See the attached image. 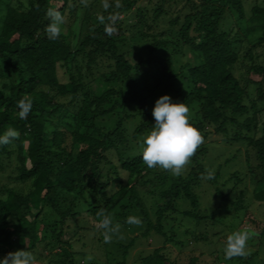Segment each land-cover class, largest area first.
Instances as JSON below:
<instances>
[{"label": "trees", "instance_id": "1", "mask_svg": "<svg viewBox=\"0 0 264 264\" xmlns=\"http://www.w3.org/2000/svg\"><path fill=\"white\" fill-rule=\"evenodd\" d=\"M256 2L248 17L244 0H0V133H19L0 146V175L11 166L8 178L19 183L0 189V254L27 250L48 264H207L200 255L183 262L173 247L225 234L227 213L203 212L197 190L211 184L217 209L237 214L247 208L245 192L233 200L222 191L220 171L204 166V144L180 175L143 163L141 143L155 123L149 102L163 95L193 111L189 123L202 141L212 128L226 143L246 145L264 215V61L255 52L264 46V3ZM49 8L64 17L55 39L45 30ZM185 52L192 60L177 70ZM21 98L32 102L25 119ZM229 181L234 191L244 180L235 172ZM179 201L189 209L179 211ZM100 212L121 225L109 243ZM130 215L141 223L126 224ZM85 218L93 223L80 225ZM178 219L192 231L179 234ZM257 227L259 249L226 261L264 264L255 261L264 254ZM139 239L159 246L130 262Z\"/></svg>", "mask_w": 264, "mask_h": 264}, {"label": "rangeland", "instance_id": "2", "mask_svg": "<svg viewBox=\"0 0 264 264\" xmlns=\"http://www.w3.org/2000/svg\"><path fill=\"white\" fill-rule=\"evenodd\" d=\"M245 4L247 6V13L246 15L250 16V9L253 5H255L256 0H244ZM259 3L263 4L264 0H257ZM184 4L181 3L179 6H183ZM253 42L257 40V36H253L246 41ZM255 52L260 56V61H264V46L259 47L255 50ZM133 58L134 56H130ZM193 55L190 52H185L183 57H180V60L178 61L176 68L179 70V67L181 65H184L186 62L192 60ZM135 57L133 58V60ZM102 70H107L105 66H103ZM100 70V72H102ZM94 75H98V72ZM60 76H62V73L60 72ZM253 79L255 81L260 80L259 77L253 76ZM95 84V83H94ZM178 85V84H177ZM186 83L184 81L180 82L178 86H184ZM251 89H253L251 87ZM172 102L174 103V100L172 97H170ZM157 98H154L153 100H150L148 109L150 112H152V109L154 108L155 101ZM193 111H189L188 116H192ZM211 133L210 136L205 140L202 141L201 144H204L208 147V153L204 160V166L206 169H209L211 171H220L221 177L219 179L220 188L223 192L230 194V198L233 200H237L239 197L240 190L245 192V208L242 209L238 214L235 213L234 210H218L217 207L220 206V203L214 198V190L213 186L208 183H203L200 185V188L197 190V194L200 199V206L201 210L204 212L209 213H216V215H226L225 219L223 221L226 223V228L224 229L225 234H219L218 236H212L209 234V243L203 244L199 243L196 244L192 241L191 237L190 240L187 242V245L183 249H179L175 246V254L178 255L182 261L184 262L187 260L191 255H200L201 261L203 263L207 264H227L228 261H226L225 255H224V244L226 237L230 235L233 232L236 231H246L251 232L249 234V239L247 240L246 249H245V255L251 256L254 254V251H257L259 248L260 243V229L258 226H264V215L262 214L261 210H258L256 208L257 202L255 200V184L253 178L250 177L249 173L247 172V161H246V145L242 143H226L223 139V136L221 134H215L213 133V129H210ZM253 164V163H252ZM186 166V167H185ZM184 166V168H187V164ZM13 169H11V166L7 168L1 175H0V189L1 187L8 186V187H15L19 185L18 182L11 180L8 178L11 175ZM235 172H239L241 177L243 178V184L239 186L236 190H232V187L234 185L233 181H229V176L231 174H234ZM178 209L179 211H183L186 209H189L188 204L185 201H179L178 202ZM224 209V208H223ZM235 218V219H234ZM251 218L255 219L257 224H254L251 220ZM80 225H86V223L89 224V226L93 223V220L90 218H85V220L80 221ZM177 227L179 234L183 233L186 229L188 231H192L194 228L193 224H186L185 221L177 220ZM182 224V225H181ZM192 228V229H191ZM202 228H198L195 231H202ZM141 230H137L134 233H130V236H137L139 235ZM74 234V233H73ZM73 234H69L67 237V240L71 239ZM94 236V235H93ZM212 236V237H211ZM85 241V238L82 240ZM83 243V242H82ZM82 243L77 244L75 247L79 249L82 245ZM151 239L149 240H143L139 239L138 245L136 246L132 258L130 262H133L136 258V255H138L141 251L149 252L152 251L155 247L159 246V244L155 245ZM88 247H86L91 253L93 242L87 244ZM263 245H261L262 247ZM96 247V245H95ZM264 247V246H263ZM59 251V250H56ZM96 251V250H95ZM9 252H15L14 250ZM7 253L0 254V258H3ZM264 253V248H261L259 253ZM97 259L102 263L103 260H105L103 257L100 256V254L96 251L95 252ZM46 255L48 256L49 253L47 252ZM50 257H46L45 260H36V258H33V264H40L43 262L44 264H48ZM259 258V259H258ZM258 258L256 257L255 261L263 260L264 254H258ZM80 259V256L78 257ZM246 260V259H245ZM228 264H241L238 262L235 257L232 261H229Z\"/></svg>", "mask_w": 264, "mask_h": 264}, {"label": "clouds", "instance_id": "3", "mask_svg": "<svg viewBox=\"0 0 264 264\" xmlns=\"http://www.w3.org/2000/svg\"><path fill=\"white\" fill-rule=\"evenodd\" d=\"M104 6L108 5L105 3ZM45 15L49 19L45 29L48 38L55 39L62 30L64 17L59 10L53 8H49ZM105 30L110 34L111 29L106 28ZM16 106L19 118L25 119L32 109V102L21 98ZM188 113L189 108L184 102L173 103L168 95H163L155 101L152 109L155 123L141 143L140 156L148 168L158 166L171 171L173 175L181 174L183 167L202 143L200 131L189 123ZM18 136L16 129L8 127L0 133V146L10 144ZM204 178L212 179L213 173L208 172ZM98 215L101 218L97 222V227L103 229V241L109 243L113 236L119 233L121 225L113 224L112 218L103 212ZM125 223L138 225L141 221L138 217L130 215L125 218ZM248 239L249 234L246 231H236L228 235L224 244L225 258L244 256ZM0 264H33L32 253L27 250L9 252L0 258Z\"/></svg>", "mask_w": 264, "mask_h": 264}]
</instances>
